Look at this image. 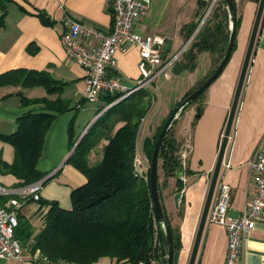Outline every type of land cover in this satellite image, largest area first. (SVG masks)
Wrapping results in <instances>:
<instances>
[{
  "label": "crops",
  "instance_id": "0c3cea01",
  "mask_svg": "<svg viewBox=\"0 0 264 264\" xmlns=\"http://www.w3.org/2000/svg\"><path fill=\"white\" fill-rule=\"evenodd\" d=\"M211 1L209 0L205 13H209L216 3L214 0L208 10ZM258 1L233 0L238 20L236 50L219 77L174 119L177 127L173 135L180 144L179 150L188 145V154L183 168L185 172L182 187L178 188L177 172L166 177V185L160 190L170 225L180 242L173 251L172 264H187L189 258L234 88L254 25ZM39 14L49 22H43ZM65 15L109 29L112 24L111 0H8L6 14L0 24V73L16 68L43 70L52 78L64 82L60 96L69 102L70 109L60 112L47 129L36 168L45 173L40 179V199L56 201L63 208H70V192L84 183L86 178L68 162L71 150L69 126L73 121L72 133L79 137L93 120L102 101L91 103L85 100L84 70L80 65L70 62L65 55L60 42ZM198 18L197 0H151L148 10L136 22L134 29L140 34L163 36L166 42H170L169 49L164 51L165 56H172L189 39L185 40L182 27ZM115 55L116 67L109 70V75H118L125 86L133 87L140 78L137 66L140 55L138 48L132 46ZM203 55L207 57L204 56L200 61L199 58ZM213 65L212 55L202 51L197 54L194 69L178 72L177 75L184 74L181 99L206 78ZM245 76L217 180L231 186L227 210L231 217H238L252 196L254 183L249 161L254 151L264 146V12ZM18 92L27 98H55L54 94H47L41 86H0L1 134L14 132L19 116L44 106L43 103L36 102L21 104ZM149 110L150 108L148 112ZM148 112L147 115L152 113ZM146 116L142 118V124L137 130L136 140L142 136V143L150 137L154 127ZM150 116H154V113ZM104 143L105 140H102L91 149L88 156L91 162L100 158ZM137 152L138 149L135 148V155L143 164L145 152L143 150L142 156ZM13 157V146L0 137V160L10 163ZM18 182L19 179L14 175L0 170L1 185L15 188ZM176 194H179L177 198ZM47 209L48 204L41 205L39 200L30 199L21 206L18 215L30 218L33 224H39ZM226 251L225 228L207 220L194 264H224ZM106 259L110 258L100 257L92 264H108ZM111 262L115 264L114 259ZM240 264H264V222L257 223L245 235Z\"/></svg>",
  "mask_w": 264,
  "mask_h": 264
},
{
  "label": "trees",
  "instance_id": "16d2710c",
  "mask_svg": "<svg viewBox=\"0 0 264 264\" xmlns=\"http://www.w3.org/2000/svg\"><path fill=\"white\" fill-rule=\"evenodd\" d=\"M7 1L0 0V24L3 23L6 14ZM225 1L216 0L210 14L196 31L187 49L182 52V58L172 66L175 73L194 69L197 54L202 51L212 55L214 65L220 61L230 39L229 14ZM208 2L209 0H197L199 15L207 8ZM39 17L43 22H49L42 14H39ZM197 20L182 27L185 40L195 31ZM237 26L238 20L235 18L236 30ZM235 44L236 37L232 50ZM5 85L41 86L47 94L56 96L53 99L27 98L18 92L21 104L36 102L43 103L44 106L19 116L14 132L6 135L0 133V137L10 142L14 148L12 162L6 163L0 160V170L19 179L17 186L28 185L45 176L44 172L36 168V164L41 155L46 131L60 112L70 109V104L60 96L64 82L52 78L43 70L24 68L7 70L0 73V86ZM191 91L193 89L185 96ZM202 93L188 102L182 110L196 101ZM120 96L121 94L101 96L100 100L105 105H113L94 119L95 121L84 132L68 157V162L86 178L84 183L70 192L71 207L63 208L56 201L47 202L39 197L40 204H48V209L43 212L42 226L33 235L29 227L20 226L22 215H18L16 237L22 245L23 242L30 241L32 250L38 249L47 257L50 264H56L61 260L75 264H92L103 256L111 257L115 264H139L140 261L144 264L166 262L165 235L154 218L148 177L146 179L145 176L140 175L133 166L139 122L150 106V102H143V99H148L150 91L140 88L121 99ZM99 111L97 109L96 114ZM119 122L122 124L117 126ZM72 124L73 121L68 131L70 149L77 138L72 133ZM159 131H156L152 138L144 140L143 150L145 155L149 156V161ZM102 140H105L102 154L95 162H91L88 158L89 153ZM179 147L180 144L174 138L170 139L166 132L158 156L164 174L163 183H166V177L182 169ZM177 185L178 188L182 187V184ZM160 189L158 182L162 211L170 227L174 251L180 242L170 225ZM4 200L5 197H0V203Z\"/></svg>",
  "mask_w": 264,
  "mask_h": 264
},
{
  "label": "built area",
  "instance_id": "2783aa9c",
  "mask_svg": "<svg viewBox=\"0 0 264 264\" xmlns=\"http://www.w3.org/2000/svg\"><path fill=\"white\" fill-rule=\"evenodd\" d=\"M151 0H111L112 24L109 29H102L96 24L77 21L69 15L63 20L64 29L60 36L61 45L70 62H74L84 70V98L96 103L102 95L121 94L119 99L127 96L159 76H168V70L178 61L190 41L185 42L180 51L172 56H163L166 39L159 34H140L135 31L136 22L148 10ZM211 8H209L210 10ZM208 13V11H207ZM200 19V26L207 17ZM135 46L139 51L138 69L140 78L133 87L125 86L118 75H109V70L116 67L115 54ZM188 145L179 151L181 168L186 165ZM141 161L135 155L133 166L140 175ZM249 169L253 178L252 196L247 200L241 214L231 217L227 210L231 194V186L218 181L209 207L207 220L223 226L227 233V251L224 264H240L242 243L245 235L257 223L264 222V146L258 147L249 161ZM144 176V175H143ZM183 178V176H182ZM41 180L15 188L0 184V259L20 262L29 257L27 250L16 237L18 213L28 200H39ZM29 252V251H28ZM39 264H50L47 257L37 249L33 253ZM56 264H75L59 261ZM139 264H144L142 261Z\"/></svg>",
  "mask_w": 264,
  "mask_h": 264
},
{
  "label": "water",
  "instance_id": "95a60500",
  "mask_svg": "<svg viewBox=\"0 0 264 264\" xmlns=\"http://www.w3.org/2000/svg\"><path fill=\"white\" fill-rule=\"evenodd\" d=\"M213 2H214V0L211 1L210 5L208 7V10H209V8H211ZM225 2H226L228 14H229V28H230V37H229L230 39L228 40L226 50H225L222 58L220 59V61L217 63V65L212 70V72L197 87H195L193 91H191L187 96H185L182 99V101L172 109V111L170 112V115L167 116V118H166L165 122L163 123L161 129H159L160 131H159L158 136L155 140V143H154V146L152 149V154H151L150 161H149V166H148L149 171H148V180L147 181L149 182V190H150V197H151V201H152V205H153L154 218H155V221L163 229L164 235H165V242H166L165 244H166V249H167L165 264H172V260H173L172 244L173 243H172V238H171L170 227H169L167 220L164 217L160 198H159V191H158V181H159L158 180V168H159V157L158 156H159V150H160L163 138H164L167 130H169V127L171 126L174 119L179 115L182 108L188 102L196 99L202 92H204L207 89V87L217 77H219V75L224 70V68H225V66H226V64H227V62L231 56V52H232L231 50L233 48L234 40L236 37L235 18H236L237 12L235 10V5H234L233 0H226ZM263 12H264V0H259L258 5H257L255 18H254V22H253L254 25H252L249 40H248L247 47L245 50V54L243 57V61L241 64L240 72L238 75L236 86L234 88L235 90H234L232 102H231L229 112L227 115V119L225 122L224 130L222 133L221 141H220L217 156H216V160H215V163L213 165L214 167L212 169V173L210 176L207 192L205 195L201 214L199 216L200 218H199V222H198L197 229L195 232V236H194V240H193V244H192V248H191V251L189 254L187 264H194L195 259H196V255H197V251L199 248V243L201 240L203 229H204L205 223L207 221V215H208L209 207H210V204H211V201L213 198V194H214V190H215L216 183L218 180L220 168L222 166L223 156H224V152L226 149L228 137L230 135V131H231L232 123L234 120L236 108H237V105L239 102L241 91L243 89L242 87H243L244 80L246 77L245 75L247 74L251 55L253 53L255 40L257 37V33L259 31L261 19L263 17ZM199 27H200V23L197 25L195 31L189 37L188 41L193 38V36L195 35V33ZM169 44H170L169 41H167L165 43V45H164L165 51H167L169 49ZM164 55L165 54H163V56ZM101 113H102V111L98 112L94 116L93 120L85 128L84 132L87 131L88 127H90V125L95 121L94 119H96ZM84 132H82V134L78 137L75 144L72 145L73 147L70 150V154L76 148L80 139L84 135ZM177 174L179 176L178 180H177L178 184H183L184 179L182 178V176L184 174V170L181 169L180 171H178ZM178 196H179V194H176V198Z\"/></svg>",
  "mask_w": 264,
  "mask_h": 264
},
{
  "label": "rangeland",
  "instance_id": "374dc122",
  "mask_svg": "<svg viewBox=\"0 0 264 264\" xmlns=\"http://www.w3.org/2000/svg\"><path fill=\"white\" fill-rule=\"evenodd\" d=\"M206 9L207 8H205L201 11V15H199V18H198L199 21L204 16ZM210 12L208 13V15L210 14ZM199 21H198V24H199ZM236 41H237V34H236ZM235 47H236V44H235ZM234 50H236V48H234L232 50L231 56H232ZM182 54L178 60H180L182 58ZM204 56L207 57V55H203L199 58V60L202 61ZM216 65H214L213 68ZM167 72H168L167 77H164L161 75V76L157 77L155 80L148 82L146 84V88H144V90L149 89L150 96L148 97V99L147 98L143 99V102H150L149 112L151 111L152 113L147 115V112H148L147 111L143 117H145L147 115L146 116L147 120L150 121V123H153V126H154L152 131L150 132V135H149L150 137H147V138H152L154 136V134L156 133V131H159L158 129L161 128L165 118L168 116V114H170L169 111L174 108L175 102L177 100L181 99L180 98V96H181L180 92H181V89L183 88V76H184V74L182 73L181 75H177L178 73H175L172 70V68H170ZM55 98H56V96H55ZM111 105H113V104H106L105 105V103L102 102V105L98 108V110L103 112L107 108H109ZM153 113H154V116H150ZM120 124H122V122H119L117 124V126H119ZM141 124H142V118L140 119L139 127L141 126ZM139 127H138V129H139ZM175 127H177V123H176V121H173L172 125L169 127V130L167 132H168L170 139L174 138V140L177 142L176 138L173 135ZM77 139H78V137L76 138V141H77ZM142 139H143L142 136H140L139 139L136 140V148L138 149L137 153L139 154V156H142V153H143ZM139 151L140 152L142 151V152L139 153ZM148 158H149V156H145L144 163L142 164V162H141L142 165L140 164L143 167L140 166V168H139L143 172V175L146 177V179L148 177V166H149V159ZM160 164H161V160L159 159V168H158V180L159 181L158 182L160 184V188H162L166 185V183L165 182L163 183V180H164L163 175L164 174H163L162 169L160 168L161 167ZM39 215H41V214H39ZM40 222H39V224H35V223L33 224L32 220L30 218H27L24 216V217H21V219H20V226L29 227V230L32 231V235H33L39 230L41 224L43 223V220L41 223ZM23 246L27 250L26 254L31 258H26V260H23L20 262H32L33 264H39L38 261H35L34 259H32L33 255L31 253H29L30 251L32 253L34 252V250H32V247L30 246V241L29 242L28 241L23 242ZM103 257H107V256H103ZM108 258H110V259H106L107 263L112 264V262H111L112 258L111 257H108ZM20 262L10 261V260H6V259H0V264H20Z\"/></svg>",
  "mask_w": 264,
  "mask_h": 264
},
{
  "label": "bare ground",
  "instance_id": "6f19581e",
  "mask_svg": "<svg viewBox=\"0 0 264 264\" xmlns=\"http://www.w3.org/2000/svg\"><path fill=\"white\" fill-rule=\"evenodd\" d=\"M180 151V150H179Z\"/></svg>",
  "mask_w": 264,
  "mask_h": 264
}]
</instances>
